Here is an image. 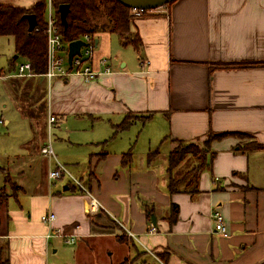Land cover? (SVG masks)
Here are the masks:
<instances>
[{
    "label": "crops",
    "instance_id": "obj_1",
    "mask_svg": "<svg viewBox=\"0 0 264 264\" xmlns=\"http://www.w3.org/2000/svg\"><path fill=\"white\" fill-rule=\"evenodd\" d=\"M36 1L0 3L30 8ZM134 26L142 41L140 55L130 45L124 48L134 57L123 53L119 37L115 48L114 33H103L102 41L96 38V57L108 58L112 73L93 82L59 79L58 100L51 94L55 79L18 77L31 85L47 80L49 132L65 116L82 113L103 115L96 119H108L109 134L103 140H69L88 148L82 164L65 165L55 152L48 159L41 152L44 144L39 147L43 159L33 174L42 180L16 182V192L0 207L2 264H122L127 259L128 264H264V0H177L137 16ZM34 90L38 95L39 87ZM129 114L150 118L110 139ZM210 132L226 136L210 144V166L201 173L198 192L182 182L187 191L171 194L169 166L158 164V158L170 157L183 144L206 142ZM241 133L261 147L244 146ZM134 152L140 162L124 163ZM149 153L152 160L146 162ZM58 162L76 179L87 176L83 185L99 201V213L88 214L89 196L68 176L49 180ZM182 165L172 171L174 178H185L186 172L176 176ZM78 167L75 175L72 169ZM214 211L224 217L228 236L215 232ZM50 213L56 218L46 224L42 216ZM59 229L77 236L76 242L48 237Z\"/></svg>",
    "mask_w": 264,
    "mask_h": 264
},
{
    "label": "rangeland",
    "instance_id": "obj_2",
    "mask_svg": "<svg viewBox=\"0 0 264 264\" xmlns=\"http://www.w3.org/2000/svg\"><path fill=\"white\" fill-rule=\"evenodd\" d=\"M93 19V18H92ZM94 20V19H93ZM108 18L106 14L102 11L100 15L95 17L94 23L98 22L99 26L102 23H106ZM103 33H109V31L98 30L95 34L96 38H99L101 41ZM111 33V32H110ZM112 46L118 48L117 35L113 34L111 37ZM119 49L123 53L130 54L134 57L133 51L131 48H124V46H119ZM15 49L13 39L10 37H1L0 38V207L6 201L9 194H14L16 192V185L21 181L26 183L29 179L40 178V174H33V172H39L37 169L38 165L41 164L43 156L40 155L38 151L39 147L43 144L46 145L49 142V136L51 137V142L55 154L58 156V159L61 163L67 164H77L84 163L87 158L88 148H80L75 144L69 142V140H74L75 138H83L86 136L88 139L93 140L94 138H108V119L99 120L98 117L104 118L103 115H94L92 117L89 115H84L82 113H74L65 116V118L57 125H54L51 132L45 127V118L46 110L45 105L48 104V83L44 78L36 79L34 85H31L29 80L27 81L24 78H15L10 77V74L16 72L14 69L22 64L25 59L22 57L18 58L14 62V67L11 66V62L15 57ZM15 70V71H14ZM5 78H2L5 75ZM56 81H61L55 79L51 85V94L52 99L55 100L60 97L57 91ZM39 87L40 91L37 95L35 88ZM42 88V89H41ZM59 96V97H58ZM36 97L39 98V102L35 103ZM34 103V108H29ZM44 106H43V105ZM42 105V106H38ZM39 107V108H37ZM44 109V111H43ZM29 113V114H27ZM32 114V115H31ZM33 118L32 121L28 120ZM101 118V119H102ZM96 119V120H95ZM8 121L7 124L4 122ZM107 127V131L105 128ZM95 128V129H94ZM94 129V133L92 134ZM137 131L136 128L133 130ZM240 138L246 139L243 140L244 146L256 147V144L248 139L246 136L239 135ZM44 138V139H43ZM44 140V142H42ZM199 151H207L210 149L205 146V141H198L195 143ZM205 146V147H204ZM40 150V149H39ZM154 152V151H153ZM128 154V153H127ZM136 152L131 156L127 155L125 161L127 164L130 161L134 164L140 162V156H137ZM148 155V154H147ZM131 157V158H130ZM46 158L49 159L47 156ZM39 160V161H38ZM124 160V159H123ZM154 160V159H153ZM49 161V160H48ZM148 161V157L145 160ZM51 162V161H49ZM30 163V165H29ZM158 164H163L168 168L169 166V157L161 156L157 160ZM198 164V160L194 156H189L183 163L180 168V173L176 175L181 177L184 172L189 168L195 167ZM137 166V165H136ZM4 171L6 173L4 174ZM75 175L79 174L80 167L77 171L73 170ZM28 172V173H27ZM10 174L7 179L6 175ZM25 173V174H24ZM121 174V173H119ZM122 175V174H121ZM87 176H82V181L80 177H77L82 184H86ZM5 180L7 182H5ZM17 182V183H16ZM122 183V182H121ZM4 186V187H3ZM3 187V188H1ZM34 192V191H33ZM2 248V253L0 256V263H3L6 257V252ZM129 259L124 261L122 264H128Z\"/></svg>",
    "mask_w": 264,
    "mask_h": 264
},
{
    "label": "trees",
    "instance_id": "obj_3",
    "mask_svg": "<svg viewBox=\"0 0 264 264\" xmlns=\"http://www.w3.org/2000/svg\"><path fill=\"white\" fill-rule=\"evenodd\" d=\"M176 1L170 3L168 6H171ZM53 4L55 7L57 24L66 44L78 40L84 34L93 35L97 33L98 30H107L116 34L123 46L130 45L134 48L136 53L139 55L141 54L142 41L134 26V20L137 16L132 12V9L125 7L117 0H53ZM62 4H68L70 6V11L66 18V26L62 24L58 11L59 6ZM102 11L106 14L108 21L99 26L98 22L94 23V20ZM30 14L35 15L37 19V25L32 31H29L28 20L24 18L25 15ZM148 14L149 11H144L140 16H146ZM45 15V0H37L30 8L3 5L0 3V38H12L17 58L22 57L29 61L33 72L36 74H43L47 69V26ZM15 61L16 60L13 58V61L10 63L11 66H14L13 64ZM230 65L234 64L226 66ZM236 65L237 64L234 66ZM148 118H150V116L137 114L127 115L121 124L114 127V133L110 139L114 138L120 132L128 130L136 120L141 119L144 121ZM240 135L247 136L243 133ZM224 136H226V133L218 134L210 132L205 145L210 147V144L214 140L221 139ZM105 143H107V141H105ZM254 143L256 144L255 148L261 147L256 141H254ZM249 148H254V146ZM208 152L209 150L199 151L195 144H183L181 147L171 152L168 168V173L170 174L168 189L171 194L179 193L182 190L187 191L186 188L191 190L190 192L193 194L198 192V181L201 173L206 167L210 166L207 159ZM128 154L131 155V153ZM128 154L124 156V163H126L125 158ZM152 155L153 153H149V160H152ZM100 156H104V154ZM189 156L196 157L198 164L194 168H189L186 171L185 178H174L172 176V171L183 164ZM182 182H187V187L184 189L180 187ZM172 208L174 212L173 221H176L178 206L174 204ZM119 240L122 241L123 238L120 237ZM4 264H8V261H5Z\"/></svg>",
    "mask_w": 264,
    "mask_h": 264
},
{
    "label": "built area",
    "instance_id": "obj_4",
    "mask_svg": "<svg viewBox=\"0 0 264 264\" xmlns=\"http://www.w3.org/2000/svg\"><path fill=\"white\" fill-rule=\"evenodd\" d=\"M46 1V35H47V69L42 75L46 77L49 81L54 79H67L69 77L78 76L86 82L97 81L100 77L104 75H109L112 73V67L110 66V61L108 58H98L96 57V37L95 34H84L78 40H82L85 45L81 47L80 54L75 55L72 62L69 63V43H65L63 36L59 30L57 24V17L55 12V7L53 0ZM136 16H140L144 11L142 10H132ZM15 77H34L37 76L33 72L31 63L29 61H24L16 68L14 74ZM56 122V117L51 115L49 118V123L54 124ZM42 154L54 158V151L52 148L51 141L44 145L41 149ZM63 176H68L76 188L89 196V202L87 207L88 214L95 215L100 212L101 205L99 201L94 197L88 187L84 186L79 179L74 178L64 165L57 163L54 169H51L48 173V178L50 181L54 182L61 179ZM55 215L53 213L45 214L42 216V221L44 223H51L55 220ZM212 219L214 221V229L216 233L226 237L228 236V230L224 223V217L219 211H214L212 213ZM155 231V228L151 230ZM59 236L63 238L68 244H73L76 242L75 235H68L61 231L60 229L54 231L52 235L48 237ZM157 261L161 262L156 256ZM162 263V262H161ZM152 264V263H148Z\"/></svg>",
    "mask_w": 264,
    "mask_h": 264
},
{
    "label": "water",
    "instance_id": "obj_5",
    "mask_svg": "<svg viewBox=\"0 0 264 264\" xmlns=\"http://www.w3.org/2000/svg\"><path fill=\"white\" fill-rule=\"evenodd\" d=\"M122 5H124L127 8H130L132 10H142V11H154L160 7L169 5L170 3H173L176 0H117ZM59 14L61 22L64 26H66V18L70 11V6L68 4H62L59 6ZM24 18L28 20L29 24V31L34 30V28L37 25V19L36 16L33 14L25 15ZM96 43H98V40H96ZM85 43L82 40H76L69 43V63L72 62V59L75 55L80 54L81 47L84 46ZM15 59H17V55L15 56ZM153 222L155 223V217L152 215Z\"/></svg>",
    "mask_w": 264,
    "mask_h": 264
}]
</instances>
